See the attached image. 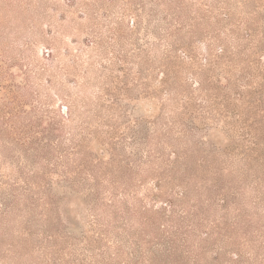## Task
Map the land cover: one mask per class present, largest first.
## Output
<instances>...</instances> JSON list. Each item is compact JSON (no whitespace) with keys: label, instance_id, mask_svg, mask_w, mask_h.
Here are the masks:
<instances>
[{"label":"rangeland","instance_id":"obj_1","mask_svg":"<svg viewBox=\"0 0 264 264\" xmlns=\"http://www.w3.org/2000/svg\"><path fill=\"white\" fill-rule=\"evenodd\" d=\"M0 264H264V0H0Z\"/></svg>","mask_w":264,"mask_h":264}]
</instances>
